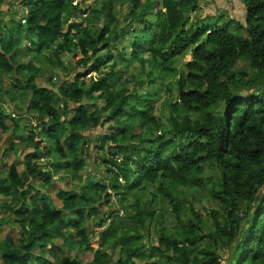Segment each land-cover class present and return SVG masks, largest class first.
Masks as SVG:
<instances>
[{"label": "trees", "instance_id": "trees-1", "mask_svg": "<svg viewBox=\"0 0 264 264\" xmlns=\"http://www.w3.org/2000/svg\"><path fill=\"white\" fill-rule=\"evenodd\" d=\"M85 1L0 0V264H264V0Z\"/></svg>", "mask_w": 264, "mask_h": 264}, {"label": "rangeland", "instance_id": "rangeland-1", "mask_svg": "<svg viewBox=\"0 0 264 264\" xmlns=\"http://www.w3.org/2000/svg\"><path fill=\"white\" fill-rule=\"evenodd\" d=\"M229 2L233 3V0L232 1L231 0H205V1L201 0L202 17L205 18V16L213 15L212 16L213 17L212 22L217 21V20L221 21L225 18V16H226V20L228 18H231V17H235V18H239V19L243 18L245 15V10H244V5H243L242 1L236 0V1H234V4H232V5H230ZM93 3H94V0H86L84 2L83 6L87 8L88 5L93 4ZM79 57H80V55L77 56L76 58L78 59ZM63 58H64L66 63H69V60L72 59V57L68 54L63 55ZM189 59H190V55H188L187 60H189ZM238 67L239 68H243V67L246 68V65L244 64V62H240L238 64L237 68ZM52 76H53L52 82H55L56 80L60 79V75H57L56 73H54ZM37 81L40 82L41 80L38 79ZM0 102H2V100H0ZM164 111H166V110H164ZM167 112L168 111H166V113ZM166 115H169V114L167 113ZM99 131H102V130L98 129V131H93L92 134L95 135V134L99 133ZM2 139L3 140L1 142V146L3 149V156H4V159L6 160L5 161L6 163L10 164L13 162L14 159H17V157L20 156V158H21V156L22 157L24 156L23 153L21 155H17L16 153L14 154V151H12L11 149H8V146L12 140L17 144L18 147H21V149L24 147V144H22L20 141H18V137L15 135V133L13 131H9L8 133L4 134ZM30 150L31 149H29L28 151H30ZM94 152L98 153L99 155L98 154L94 155V157H95L94 159L96 161L93 160V163L90 164L89 173L92 175H95L96 176L95 179L99 180V179H101V176L104 175V170H103L104 166H103V164H99L100 166H97V163L100 162L102 155L104 157L107 154L108 150L105 149V150L101 151V149H96V150H94ZM19 168H20V171L23 170V165H20ZM63 173L64 172H60L59 174L55 175L54 181L56 182V185L51 186L49 188L50 196L53 198V200L56 201V203L58 205L61 204V202L57 198L58 186H59V188H63V187L67 188L66 186L69 185L68 182H71V185H72V182L73 183L79 182L78 180L73 179L69 173H66V174H63ZM81 173L84 174L85 171H82ZM62 175H64L63 178L61 177ZM185 198H187V196ZM189 199L192 203H194V205L197 208L202 210L203 213L206 212L207 208L210 209L211 207H215V202L210 200V197H208L207 194H201L199 192V193L190 195ZM166 208H168V206H166ZM105 209H106V207H105ZM120 210H121L120 212L123 213V210L122 209H120ZM2 212H3V214H9L8 212H5V211H2ZM165 213H167V212L165 211ZM131 214H133V213H131ZM169 220L167 221L168 223L171 222V220L170 221ZM249 227L250 226H248V229H249ZM8 230H9L8 226H5L4 228H2L0 230V241L3 239L4 235L8 232ZM14 236H15V238H17L16 234ZM145 240H147V239L145 238ZM67 251L71 255L74 254V251L69 250V248H67ZM46 256L50 257V254L47 253ZM86 257H88V255H86Z\"/></svg>", "mask_w": 264, "mask_h": 264}, {"label": "crops", "instance_id": "crops-1", "mask_svg": "<svg viewBox=\"0 0 264 264\" xmlns=\"http://www.w3.org/2000/svg\"><path fill=\"white\" fill-rule=\"evenodd\" d=\"M205 1V0H204ZM232 1V0H231ZM234 1H236V0H233V3L232 2H229V4L230 5H232V4H234ZM242 1V0H241ZM242 3H243V5H244V10H245V4H244V2L242 1ZM202 6V5H201ZM245 13H246V11H245ZM225 18H226V16H225ZM45 70H44V68H43V71H42V73H41V75L42 76H40L38 79H40L41 81L40 82H38V83H43L42 82V79L44 78L43 76H44V72ZM50 75H52V73H50ZM58 89V88H57ZM3 102V101H2ZM0 104H2V103H0ZM2 106H4L3 108H5V107H8V108H10V109H13V107L11 106V105H9L8 103H5V102H3V105ZM14 110V109H13ZM24 123V124H23ZM22 125L24 126V128L22 129V130H18L17 132H14L15 133V135L18 137V141H20L22 144H24V147L21 149V147H18L17 146V152H16V154L17 155H21L22 153L25 155L27 152H29L28 150L29 149H31V147L29 148V147H27V142H25L26 140V138L29 136L28 134H29V131L30 130H33L34 132H36L37 133V130H36V126H37V120L35 121V118H31V119H27V120H24L23 122H22ZM30 126V127H29ZM20 135H22L23 136V138L24 139H21L19 136ZM2 138H3V135H2ZM39 139V137L37 136L36 137V140H38ZM25 140V141H24ZM13 141V140H12ZM26 143V144H25ZM28 149V150H27ZM32 150V149H31ZM30 150V151H31ZM20 157V156H19ZM23 158H24V156L22 157L21 156V160H23ZM18 159V158H17ZM17 159H14V160H17ZM43 160V159H42ZM59 174V173H58ZM64 174V173H63ZM86 174H88L87 172H86ZM86 174H85V176H86ZM63 176L64 175H62L61 177L63 178ZM54 177H55V175H54ZM70 185H71V182H68ZM72 184H74L73 182H72ZM69 185V186H70Z\"/></svg>", "mask_w": 264, "mask_h": 264}, {"label": "built area", "instance_id": "built-area-1", "mask_svg": "<svg viewBox=\"0 0 264 264\" xmlns=\"http://www.w3.org/2000/svg\"><path fill=\"white\" fill-rule=\"evenodd\" d=\"M23 22H25V20H23ZM4 110L6 111V113H7L9 116H11V117H15V118L17 117V113H16L15 110L10 109V108H8V107H5ZM120 214H122V212H120Z\"/></svg>", "mask_w": 264, "mask_h": 264}, {"label": "water", "instance_id": "water-1", "mask_svg": "<svg viewBox=\"0 0 264 264\" xmlns=\"http://www.w3.org/2000/svg\"><path fill=\"white\" fill-rule=\"evenodd\" d=\"M58 89L57 88H55V91H57Z\"/></svg>", "mask_w": 264, "mask_h": 264}]
</instances>
